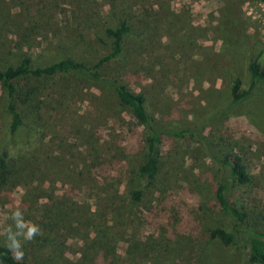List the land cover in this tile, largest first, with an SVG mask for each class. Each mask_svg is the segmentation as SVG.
<instances>
[{
    "label": "rangeland",
    "instance_id": "374dc122",
    "mask_svg": "<svg viewBox=\"0 0 264 264\" xmlns=\"http://www.w3.org/2000/svg\"><path fill=\"white\" fill-rule=\"evenodd\" d=\"M110 1L0 0V69L18 63L23 52L51 63L57 59L59 43L78 37L86 43V51L81 44L73 52L95 62L106 52L97 37H102L100 28L116 20ZM119 4L128 14L148 13L145 22L153 27L142 39L129 40L132 62L121 82L145 95L146 109L160 127L199 131L222 151L238 154L251 179L231 191L230 198L264 210V95L254 90L241 104L231 105L236 80L241 90L249 88L250 63L256 60L264 68V1L120 0ZM22 29L33 47H17ZM68 83V91L59 82L52 92L49 145L40 154L43 160L52 158L42 167L44 173L49 169L42 176L44 187L0 193V242L19 239L23 223L35 224L39 213L29 206L43 202L48 194L43 188H50L58 196L66 195L62 200L73 210L81 209L80 214L91 208L103 219L117 208L118 228L129 227L142 240L161 230L155 249L159 257L148 264H257L247 261L240 247L225 246L211 237L213 229L226 228L227 222L214 197L221 171L201 144L194 139H164L156 183L139 184L135 171L144 152L127 150L124 141L126 122L135 123L133 117L111 95L84 83ZM260 87L264 89V83ZM124 148L127 154L121 152ZM98 154L105 161H96ZM83 159L96 168L86 169ZM119 180L123 191L129 181L143 190L139 205L129 204L126 193L117 199L100 195ZM17 210L20 215H13ZM74 220L73 215L66 223V256L72 261L83 250L87 232ZM76 231L79 238L74 239ZM126 242L119 245L121 254Z\"/></svg>",
    "mask_w": 264,
    "mask_h": 264
},
{
    "label": "trees",
    "instance_id": "16d2710c",
    "mask_svg": "<svg viewBox=\"0 0 264 264\" xmlns=\"http://www.w3.org/2000/svg\"><path fill=\"white\" fill-rule=\"evenodd\" d=\"M119 1H110L111 14L116 20L113 24H105L100 28L102 37H97L100 47L106 49V52L97 57L95 62L85 60L73 52L81 44H85L82 51H86V43L82 37H78L68 43H59L55 47L57 59L51 63L44 64L39 58H33L23 52L18 63L0 69V113L3 114H0V193L11 192L18 187H44L42 176L49 169H45L44 173L42 167L50 165L52 158L50 156L48 160H43L40 154L42 149L49 145L47 121L51 117L53 89L62 82L65 86L62 90L68 91L69 80L84 83L103 94L111 95L118 106L126 109L135 120V123L126 122L124 141L127 150L138 149V152H144L135 171L139 184L153 187L156 183L164 139H194L206 149L221 171L214 197L222 218L227 222L226 228L213 229L211 237L225 246L240 247L247 261L264 264V210L251 209L230 198L231 191L248 185L251 179L239 155L232 149L222 151L215 145V141L201 135L199 131L160 127L146 109L145 95L132 91L121 82L120 78L132 62L129 40L142 39L153 27L145 22L149 19L148 13L128 14V9L121 6ZM20 35L18 48L21 49L24 45L33 47L25 29L21 30ZM110 68L114 71H110ZM249 72L251 82L248 89L241 90L240 81H235L231 92L232 106L247 100L254 90L257 94L264 95V89L260 87L261 83H264V68L254 60L249 65ZM125 148L121 149V152L127 154ZM93 150L96 153L98 151L96 147H93ZM94 159L103 160L100 154ZM86 163L84 160L83 165L89 171L90 168H96L93 164L88 167ZM100 165L101 163H98V166ZM82 173L81 170L80 175ZM121 184L122 181L119 180L116 187L110 191L99 193L112 199L126 193L129 196V204L139 205L143 199V190L134 187V183L129 181L123 191ZM129 185L132 187L128 191ZM43 190L48 192L43 197V202L39 204L37 200L29 206L33 212L39 213L35 224L39 225L40 234L31 241L23 239L22 236L19 238L24 252L22 260L15 259L7 244L0 242V264H138L141 261L142 264H148L153 261L155 263V258L159 257V252L155 249L156 238L158 235L163 236L161 230L157 231L156 236H147L142 240L138 234L132 232L133 230L129 231V227L125 226L121 230L118 228L115 213L117 208L113 213L110 211L105 214L103 219L97 217V213L91 211V208L80 214L78 210L81 209L73 210L62 200L67 198L66 195L58 196L50 188ZM70 201L75 204L71 198ZM73 215L76 227L83 225L87 228L86 239L83 238L84 248L74 261L66 256V223ZM72 236L74 239L79 238L77 231ZM124 241H127V248L124 254H121L119 245ZM157 246L159 247L158 244Z\"/></svg>",
    "mask_w": 264,
    "mask_h": 264
},
{
    "label": "clouds",
    "instance_id": "9594fccd",
    "mask_svg": "<svg viewBox=\"0 0 264 264\" xmlns=\"http://www.w3.org/2000/svg\"><path fill=\"white\" fill-rule=\"evenodd\" d=\"M13 215H20V211H16L13 213ZM22 227L24 228L23 232V239L31 241L34 239V237L38 234H40L41 229L39 225L37 224H25L23 223ZM26 229V230H25ZM10 251H12L13 256L17 260H22L24 257V252L22 250V245L20 239H12L11 243H7L6 245Z\"/></svg>",
    "mask_w": 264,
    "mask_h": 264
}]
</instances>
